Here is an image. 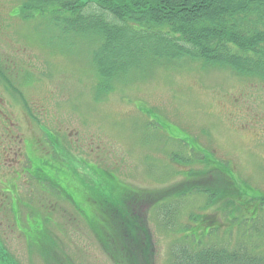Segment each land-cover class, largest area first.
I'll return each mask as SVG.
<instances>
[{"label":"rangeland","instance_id":"obj_1","mask_svg":"<svg viewBox=\"0 0 264 264\" xmlns=\"http://www.w3.org/2000/svg\"><path fill=\"white\" fill-rule=\"evenodd\" d=\"M22 2L0 0L2 264H48L51 256L50 264L58 263L55 258L63 264H116L88 228L87 212L107 226L98 201L122 200L123 187L124 200L142 202L137 213L151 240L148 264H169L174 244L192 240L186 234L201 241L195 250L224 244L232 250L242 243L264 256V209L256 211L252 225H234L230 217L243 215L223 206L226 199L210 202V195L183 188L193 181L222 185L223 176L200 162L206 156L264 195V79L182 60L153 65L104 92L92 66L99 39L65 30L62 13L27 16ZM6 133L20 145L8 142ZM26 165L41 170L36 178L45 182L32 180ZM192 172L195 177L186 179ZM148 193L163 195L162 201L148 206L146 197H159ZM252 204L251 212L257 207ZM168 208L172 218H163ZM203 219L219 230L205 236ZM27 221L41 227L40 244L51 247V254L27 243L28 233L20 229Z\"/></svg>","mask_w":264,"mask_h":264},{"label":"trees","instance_id":"obj_2","mask_svg":"<svg viewBox=\"0 0 264 264\" xmlns=\"http://www.w3.org/2000/svg\"><path fill=\"white\" fill-rule=\"evenodd\" d=\"M21 9L27 16L35 11L62 13L67 16L61 21L65 30L99 39L101 46L93 54L92 66L99 78V89L104 92L110 91L114 83L126 82L145 73L153 65L182 60L229 68L240 76L264 79V0H23ZM3 142L6 140L1 137L0 145L5 151ZM8 142L20 145L19 140L15 143L11 137ZM207 159L213 161L205 156L200 162L209 164L219 176H223L222 185H217L220 189L216 185L196 184V181H191L192 186L185 183L183 188H187L188 193L194 191L210 195V202L226 199L223 206L236 207L243 215L240 219L230 217V222L234 225L243 223V227L252 225L249 222L255 219L256 211L264 209V195L237 181L227 167L216 161H213V166ZM193 177L194 172L186 179ZM33 179L45 182L36 177ZM122 192L123 199L118 202L105 196L98 201L99 216L109 219L107 226L94 221L91 209L90 213L87 212L90 217L87 226L116 264H148L151 240L141 213H137V210H142V202L139 205V199L124 200L128 195L127 188L123 187ZM223 192L237 195L225 197ZM249 192L257 194L249 195ZM151 195L159 197L152 200L146 197L145 203L142 196L141 201L148 206L162 201L163 195L146 194L148 197ZM67 199L76 205L74 200ZM252 203L257 205L252 208L253 212L250 210ZM75 208L79 216L80 210ZM225 211L230 213L226 208ZM162 213L163 218H172V208ZM199 223L205 236L219 230L208 219ZM33 224L27 221L20 227L28 233L25 240L29 245H36L40 254H51V247L48 249L45 243L40 244L41 227ZM188 236L192 237L191 242L174 244L169 264H264V256L255 255L242 243L232 250L227 244L195 250L193 245L202 243L193 239V234H186V239L190 238ZM4 257L5 253L0 250V264ZM55 260L58 261L56 264H63L62 260Z\"/></svg>","mask_w":264,"mask_h":264},{"label":"flooded vegetation","instance_id":"obj_3","mask_svg":"<svg viewBox=\"0 0 264 264\" xmlns=\"http://www.w3.org/2000/svg\"><path fill=\"white\" fill-rule=\"evenodd\" d=\"M3 136H5L6 138L7 137H9L10 138V136H8V133H6L5 135H3ZM11 138H13V136L11 137ZM6 149V148H5ZM23 155H24V158H25V163L26 164H29V163H31L30 162V159L29 158H27L26 156H25V153L23 152ZM20 163V162H19ZM23 168H25L26 170H29V171H31L34 175V177H36V176H38V175H40V173H42V171L41 170H35L33 167H30V168H27V165L26 166H24ZM30 172V173H31ZM29 177V176H28Z\"/></svg>","mask_w":264,"mask_h":264}]
</instances>
